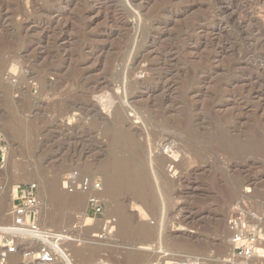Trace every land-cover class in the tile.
Masks as SVG:
<instances>
[{
    "label": "rangeland",
    "instance_id": "obj_1",
    "mask_svg": "<svg viewBox=\"0 0 264 264\" xmlns=\"http://www.w3.org/2000/svg\"><path fill=\"white\" fill-rule=\"evenodd\" d=\"M2 148L0 223L20 184L64 193L86 162L144 159L151 207L120 199L152 237L94 238L87 199L52 225L39 199L40 225L75 238L70 264L226 257L228 218L264 210V0H0Z\"/></svg>",
    "mask_w": 264,
    "mask_h": 264
},
{
    "label": "built area",
    "instance_id": "obj_2",
    "mask_svg": "<svg viewBox=\"0 0 264 264\" xmlns=\"http://www.w3.org/2000/svg\"><path fill=\"white\" fill-rule=\"evenodd\" d=\"M2 153L5 149H0ZM61 190L66 194H89L84 219L102 221L94 238L107 235L110 220L105 219L106 200L101 195L102 180L84 167H76L61 176ZM40 201L36 184H20L12 193L0 223V264H70L67 247L75 241L68 228H46L39 222ZM228 250L226 257L213 258V264H264V210L252 211L244 204L226 222ZM178 264H208L203 259H187Z\"/></svg>",
    "mask_w": 264,
    "mask_h": 264
},
{
    "label": "bare ground",
    "instance_id": "obj_3",
    "mask_svg": "<svg viewBox=\"0 0 264 264\" xmlns=\"http://www.w3.org/2000/svg\"><path fill=\"white\" fill-rule=\"evenodd\" d=\"M132 140H134V135L132 133H128V136L125 137L124 141L126 143H131ZM4 157L6 156H4L0 152V159H4ZM163 157L164 156H162L161 154L158 157V161L159 163H161V165H162ZM86 163L87 164H85L84 166L82 165V166L89 174H91L92 176L101 175V179L103 183L101 195L104 197L108 205L106 216L107 217L109 216L108 218L110 219V226L113 223H115L118 227V231H117L118 234L120 233L122 235H131L134 233V234H141L146 237H149L152 234L151 228H148L145 225V223L143 224V222L134 223V220L130 216H128L126 212H124V209L126 208H124L125 206L123 207V201L120 199L121 195H123L124 193H129L130 195H132L133 199L138 200L145 207H149V206L151 207V204L153 203L154 198L148 193L149 181L147 178L146 169L144 167V159L142 158V156L136 155L132 158L131 157L130 158L113 157L109 159H103L99 163H96V162H90V163L86 162ZM24 174L25 173H23V175L18 174L16 176H13L14 177L13 179H16V180L25 179L27 176H24ZM53 184L54 183L52 182L46 183L45 188L41 190V193H42V194L40 193L41 196L38 195L40 200H41V197H44V196L47 197L48 201L52 205H54L55 208H57L56 214L51 213V215L47 217V219L49 220V223L52 225H56L58 221L60 222V220H62L63 218V215H61L60 213H63L64 210H67L69 212L71 211L73 212V210H79L80 216H81L82 206L84 202L86 201V199L88 200L89 194H72L71 195V194L62 193L61 191L56 190L58 184L57 185L55 184L56 187ZM11 190L13 193L16 189H11ZM225 193L230 198L235 195L234 191H231L228 189L225 190ZM113 217H115L114 221H112ZM83 218L85 217L83 216ZM88 221L90 220L87 219L86 222ZM99 222H102V221H99ZM95 228L97 229V227ZM153 232L155 233V231ZM152 236L153 234L151 235V237ZM88 250L90 249L88 248ZM81 252L82 251L80 250H76L74 253L80 256ZM135 258H136L135 256L130 257L129 263H133ZM206 262H210L209 259H207ZM166 264H178V263L167 261Z\"/></svg>",
    "mask_w": 264,
    "mask_h": 264
}]
</instances>
